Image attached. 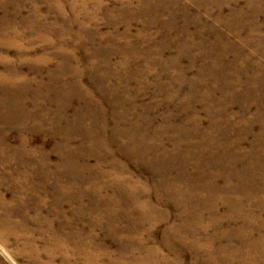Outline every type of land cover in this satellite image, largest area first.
Instances as JSON below:
<instances>
[{
  "label": "rangeland",
  "instance_id": "obj_1",
  "mask_svg": "<svg viewBox=\"0 0 264 264\" xmlns=\"http://www.w3.org/2000/svg\"><path fill=\"white\" fill-rule=\"evenodd\" d=\"M115 259L264 264V0H0V264Z\"/></svg>",
  "mask_w": 264,
  "mask_h": 264
},
{
  "label": "bare ground",
  "instance_id": "obj_2",
  "mask_svg": "<svg viewBox=\"0 0 264 264\" xmlns=\"http://www.w3.org/2000/svg\"><path fill=\"white\" fill-rule=\"evenodd\" d=\"M251 242V241H250ZM85 244V243H84ZM87 247V250H88V255L87 256H89L90 258H92V259H94L95 258V254L93 255V253L89 250V247H88V245L87 244H85ZM250 245V244H249ZM259 245H260V243H259ZM258 246V245H257ZM256 246V247H257ZM85 248V249H86ZM134 260V259H133ZM114 262H115V264H119V263H121V261L120 260H117V259H115L114 260Z\"/></svg>",
  "mask_w": 264,
  "mask_h": 264
}]
</instances>
